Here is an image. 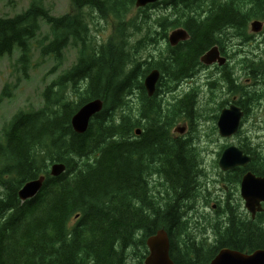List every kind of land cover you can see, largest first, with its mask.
Wrapping results in <instances>:
<instances>
[{"label":"trees","instance_id":"trees-1","mask_svg":"<svg viewBox=\"0 0 264 264\" xmlns=\"http://www.w3.org/2000/svg\"><path fill=\"white\" fill-rule=\"evenodd\" d=\"M70 1L71 11L60 16L42 0H32L13 16H0V60L18 47L26 74L34 48L57 60L56 66L63 63L67 46L78 52L76 63L43 91V105L17 111L0 133V264H131V258L143 264L149 251L146 240L160 229L170 236L176 264H209L223 247L245 253L264 248V212L255 218L245 214L239 195L246 171L264 176V146H248L249 141L239 146L252 156L251 162L225 173L235 197L227 199L228 219L213 229L214 245L199 247L190 241L183 252L178 247L176 237L189 233L181 208L204 189L206 175L193 143L196 134L175 137L174 129L181 120L193 122L198 90L172 101L160 97L158 89L147 95L143 83L159 66L165 86L189 80L199 72L202 55L225 44L227 28L247 39L251 21L264 22V0H159L138 8L136 0ZM195 4H209L208 11ZM159 6L163 13L154 9ZM97 17L112 26L107 40L93 34V28L99 30ZM41 21L49 26V35L39 33ZM148 22L153 32L143 30ZM176 27L186 28L189 39L176 46L168 43L164 51L169 62L157 66L148 47L167 40L169 29ZM145 57L154 61H142ZM249 60L262 62L264 56ZM255 68L253 64L251 70ZM236 80L232 69L219 73L217 90L223 84L227 88L220 106L231 99L227 93L242 88L234 89ZM10 92L6 85L0 100ZM240 92L246 100L238 104L245 110L247 101L262 104L263 91L247 87ZM99 98L103 109L88 130L74 131L73 115ZM53 162L65 163L66 170L52 176ZM42 174L47 176L42 189L21 200L23 184Z\"/></svg>","mask_w":264,"mask_h":264},{"label":"rangeland","instance_id":"rangeland-1","mask_svg":"<svg viewBox=\"0 0 264 264\" xmlns=\"http://www.w3.org/2000/svg\"><path fill=\"white\" fill-rule=\"evenodd\" d=\"M42 1L46 7L51 10V13L56 16L68 13L72 9L70 0ZM31 2L32 0H0V16H13L16 13H20L24 11ZM196 7L199 10L202 9L203 11H208L209 4L201 6L196 5ZM161 8L162 7L159 6L154 9L159 12ZM159 13H163V11H160ZM94 14L97 16L96 12H94ZM131 15H134V13ZM95 21L97 22V28H99L100 32L93 28V34H96L100 41L107 40L112 32V26L98 17ZM40 24L41 29L39 33H41V36L49 35V26L44 21H41ZM150 25H152V22H148L147 25L143 24V30L146 32H153V27ZM91 27H93V25ZM171 30L172 29H169V32ZM248 32V38L244 39L232 29L225 38L226 51L232 55L236 52V55L233 56L231 62L232 68H229V70L232 69L237 78V83H235L234 89L239 90L242 87L238 93H227V95H230L231 97V99L227 100L231 103L235 99L237 104L241 100H246L244 94L240 91H244L247 87L258 92L263 91L262 104L260 106H258L259 104L257 101L254 104H250L248 101L246 102L249 108L245 111H248V114L243 118L240 133L231 137H222L218 131V118H216V116H219L222 110L221 108L229 105L224 104L223 106H220L221 102L224 101V98L226 97L227 89L226 85L223 84L222 89L217 90L221 85L216 82V78L222 71L216 70L212 73L211 68L203 69L197 73L194 79L190 80L192 84L190 88L197 87V81H200L201 84L202 90L197 95L199 109L195 114L193 122L191 119H185L181 120L179 124H187L188 122L190 125L189 131L191 130L193 134H197L196 138L199 137L197 140H195V138L193 143H195L199 148L198 150H200V158L206 175L202 182L204 189L198 191V198H195V200L190 203L202 201L203 205H206L208 208L206 211H200L201 214L206 217L198 222L189 224L191 227L188 229L189 233L185 234V237L181 235L178 238L176 237V243L179 245L177 246L180 247L182 252L183 249H187L184 243H189L190 241H194L195 246L199 247L203 244H206L207 246L214 245L213 242L215 241L216 234L213 229H215L216 225L220 226V224L223 223V220L226 221V219H228V215L224 210L226 209V205H231L222 197L225 194L227 196L230 194L233 195V190L229 188L226 190L224 188L225 185H227V182H225V177L227 176L225 175V171H223L218 164L220 153H222L227 146L231 144L239 145L242 141H244L243 143L245 144L249 141L250 143L248 146H255L257 144L264 146V78L262 79V76L255 77V74H264V61L254 62L245 59L243 64L241 62V59L245 57V55L257 56L255 58L256 60L262 59V56H264V31H261L262 33H255L251 31L249 26ZM230 35H234L235 38L228 41ZM154 37H157L156 34H154ZM161 40L159 45H149L148 47V51L154 53L155 62L158 61L156 62L157 66L159 65L158 63L161 58H167L169 62V53L164 51L168 41L166 39ZM143 48L144 45H141V50ZM77 54L78 52L75 47L67 46L64 49L63 63L60 66L58 65V67L56 66L57 60L51 56L42 57L39 50L34 48L31 64L28 68V74L25 73L22 65L18 61L20 55L18 47L15 48L13 54L6 55L0 60V95L6 85H8V89L11 90L9 96L5 95L2 100H0V133L2 132L3 125L8 122L17 111L33 107L37 108L43 105V91L63 70L70 68L76 63ZM146 59L154 61L150 57H145L142 61ZM253 64H255L256 68L251 70ZM55 66L56 69L50 73ZM157 68H160V66ZM212 75L215 78H211ZM144 79L145 76L143 80ZM188 85L183 84V87L178 86L174 90H172L174 87L172 84H169L168 86L164 85L163 87L160 86L159 96L173 101L174 98H176L175 92L180 90L182 91L181 95H183V93L189 89ZM262 93L259 95L256 94L255 96L258 97ZM240 106L243 107V105ZM215 203L218 204V208H214ZM242 208L245 210V214L249 213L250 215V212L246 210V207L244 206V202ZM204 236L206 237L207 242ZM130 260L131 264L137 263L136 258H131Z\"/></svg>","mask_w":264,"mask_h":264},{"label":"water","instance_id":"water-1","mask_svg":"<svg viewBox=\"0 0 264 264\" xmlns=\"http://www.w3.org/2000/svg\"><path fill=\"white\" fill-rule=\"evenodd\" d=\"M159 0H136V7H143L149 3H155ZM263 22L253 20L251 29L258 32L262 29ZM169 42L172 46L177 45L181 41L189 39V33L184 27L173 29L169 36ZM225 58L220 55L218 45L210 48L201 57L204 64L210 65L215 62L223 64ZM161 76L160 70L152 69L144 79V86L149 95H153L156 91L157 82ZM104 102L102 99H95L82 105L73 115L71 124L74 131L84 133L88 130L92 118L103 109ZM244 111L237 104L232 103L229 107L222 109L217 121L218 131L221 136L230 137L237 133L240 127L241 119ZM186 126L176 127V131L184 132ZM141 129H137L139 134ZM251 161V156L237 145L226 147L220 158L219 166L222 170H230L237 166L246 167ZM66 170V164L63 162H55L50 166V174L58 176ZM46 175H39L37 178L26 181L19 189L18 195L20 199L27 200L34 197L43 187ZM240 194L244 200L245 207L252 216L255 217L257 211H264V176H258L252 171L244 173L240 183ZM149 253L144 264H176L170 254L171 241L168 232L160 229L157 233L149 236L146 240ZM209 264H264V248H259L251 253H245L240 250L223 247L212 258Z\"/></svg>","mask_w":264,"mask_h":264},{"label":"flooded vegetation","instance_id":"flooded-vegetation-1","mask_svg":"<svg viewBox=\"0 0 264 264\" xmlns=\"http://www.w3.org/2000/svg\"><path fill=\"white\" fill-rule=\"evenodd\" d=\"M230 28H232V27H229V28H227L228 29V34L230 33V31L232 30V29H230ZM264 28V27H263ZM264 31V29L262 30V32ZM261 32V33H262ZM233 38H235L234 37V35H230L229 37H228V41H230V40H232ZM225 44H223V43H221L220 44V46L218 45V48H219V52H220V55H221V57L223 56L225 59H226V61L223 63V64H217V63H214V64H212V65H206V64H203L202 63V66L199 68V71H201V70H203V69H212V73H214L216 70H219V71H225V70H227V69H229V68H232V66H231V62H232V59H233V56H235L236 55V52L232 55V54H230L228 51H226L227 49H225ZM245 56H247V55H245ZM255 57H257V56H255ZM160 62H161V64L163 65V63H168V59L167 58H161L160 59ZM165 75V74H164ZM165 77H163V79H164ZM163 79H162V81H163ZM161 81V86L163 87L164 85H165V83L164 82H162ZM183 84H186V85H188L189 86V89L188 90H186L185 91V93L187 92V91H189V90H193V88H190L191 86H192V84H191V82L190 81H186V82H183ZM183 84L182 85H179V86H181V87H183ZM181 92L182 91H180V90H177L176 92H175V96H176V98H181L185 93H183V95H181ZM181 95V96H180ZM175 100V99H174ZM230 103V102H229ZM228 103V104H229ZM242 107V106H241ZM243 108V107H242ZM244 109V108H243ZM245 110V109H244ZM189 123L187 122V131L185 132V133H187V134H185L187 137H192L191 135H190V131H189ZM179 135H184V133L183 134H177V132H176V134L174 135L175 137H179ZM249 171H251V170H249ZM225 187L228 189V186H226L225 185ZM232 193H233V195H228L227 196V199L228 200H232L234 197H235V193L232 191ZM196 198H198V197H196ZM195 200V199H194ZM263 205H264V203H263ZM207 206L206 205H203V202L202 201H196V202H194V203H191L187 208H184V207H182L181 209H182V211H181V215H183V216H186L187 217V219H188V222H187V224H186V226L188 227V229L191 227L189 224H191V223H193V221H192V218L193 219H195V221L194 222H198L199 221V219H198V216H200V215H202L201 214V212L203 211V210H207ZM214 208H218V204L217 203H215L214 204ZM201 211V212H200ZM259 212H264V211H259ZM258 213V212H257ZM251 214V213H250ZM189 217V218H188ZM253 217V216H252Z\"/></svg>","mask_w":264,"mask_h":264},{"label":"bare ground","instance_id":"bare-ground-1","mask_svg":"<svg viewBox=\"0 0 264 264\" xmlns=\"http://www.w3.org/2000/svg\"><path fill=\"white\" fill-rule=\"evenodd\" d=\"M42 189V188H41Z\"/></svg>","mask_w":264,"mask_h":264}]
</instances>
